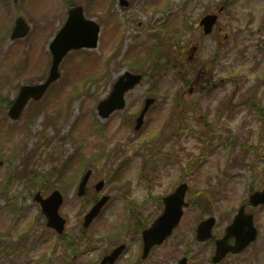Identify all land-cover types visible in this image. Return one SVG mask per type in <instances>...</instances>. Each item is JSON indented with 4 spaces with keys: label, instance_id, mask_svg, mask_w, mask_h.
Wrapping results in <instances>:
<instances>
[{
    "label": "rangeland",
    "instance_id": "obj_1",
    "mask_svg": "<svg viewBox=\"0 0 264 264\" xmlns=\"http://www.w3.org/2000/svg\"><path fill=\"white\" fill-rule=\"evenodd\" d=\"M83 1L87 3V0ZM95 1L98 3H95L97 10L92 8V13L101 25V34L99 47L93 49V53L99 51L101 56L89 62L83 55L88 54L89 50L70 52L60 63L61 76L48 95L38 103H30L20 119L12 121L6 116L4 104L7 98L9 100L16 95L22 83L40 81L46 76L50 55L45 50L44 42L39 40V35L50 29L55 31L62 24L66 17V4L64 0H38L39 6L36 7L34 0H0V190L5 184V174L16 172L9 188L0 195V264H93L119 240L130 245L127 256L121 258L119 264L131 261L138 245L137 223L148 222L159 211V199L150 197L170 192L176 183L186 179L185 176L191 186L188 198L195 201L198 197H205L203 205L210 204L219 209V213L227 212L228 207H235L247 195L249 176L246 161L231 166L235 158L239 161L241 159L238 158L245 155L244 149L239 150L233 145L235 142H230L233 141L230 137L235 134H227L224 130L222 132L225 134L220 133L219 126L212 127V131L208 127L204 130L201 122L205 117L211 125L222 120V128L241 124L239 113L243 108L238 109L236 118L231 115V118L224 120V112L216 113L214 121L210 114L211 103L224 104L229 98L243 101L254 95L260 105L264 104V56L258 52L251 58L244 56L248 55L246 52L241 53L248 44H257L251 51H258V44L264 38V17H258V13L264 10V0H170L176 4L174 9L177 14L173 19H170L171 12L168 14L166 10H148V4L156 6L159 0H127L123 6L120 5L121 0ZM45 2L46 5L50 3L47 10ZM223 3L225 10L220 14L219 25L223 22V26L228 25L230 31L224 27L219 31L217 26L210 35H204L198 19L210 10L216 12ZM164 4L165 0H162L161 5ZM106 6L110 13L103 12ZM50 11H54L52 16L48 14ZM16 14L31 24L32 32L27 39H9ZM236 14H241V19L236 21ZM246 19L258 30L250 32L246 29L237 36V29L243 30V25L248 27ZM172 20L178 33L169 28L164 36L150 41L147 32L151 26L157 28L161 23V28H165ZM113 23L119 27L114 28L112 34L111 29H107ZM128 24L132 29L127 27L130 36L126 38L123 27ZM136 31L146 33L145 39L140 38V50L133 36ZM225 31L229 33L227 37H224ZM238 37H244V40L239 41ZM146 42L152 44L154 53H147L148 47L143 44ZM194 46L197 49L192 54ZM142 52L144 55L147 53L150 59L143 65ZM110 54L108 60L102 59V56ZM139 54L141 59H137ZM214 56L220 59L216 61L217 66L212 65V75H206L209 65L216 59ZM128 62H137L135 69L144 72L145 79L127 94L125 109L101 119L97 114V103L110 90L114 78L127 67L125 64ZM201 67L204 74L198 82L196 73ZM234 74L243 78L241 90L235 96V83L239 82L228 81V77ZM212 80L216 82L212 83ZM256 84H259L257 88ZM147 92L155 96L158 94V102L151 107L140 132L132 134L131 127L125 121L139 109ZM180 98L183 104L190 103L197 108L194 112L190 108L183 113L184 127L196 132L191 136L185 132L182 147L187 157L184 162H190L191 154L204 155L203 161L197 164L193 172L183 170L185 164L181 167L164 161L166 166L159 167L154 190L148 192L144 183L136 179L142 165L134 153L141 155V152H134L133 149L139 140L153 136L160 122L169 126L170 120L166 119L180 112ZM41 105H53V109ZM35 107L39 113L31 118ZM50 111L55 113L54 118L46 120ZM246 113L248 119L255 118L253 112ZM59 121L62 122L57 126L56 122ZM41 130L45 133H41ZM198 136L204 139V143ZM233 146L234 149L231 148ZM52 148L55 151H50ZM12 149L17 151L13 161L8 159ZM124 149L127 154H123ZM165 149H169L168 143L164 145ZM96 150L99 152L94 154ZM77 152L90 160L85 167L93 170V182L105 178V191L111 193L102 213L85 232L89 236L88 242H79L78 238L82 234V217L94 192L90 189L84 198H79L75 193L78 179L73 177L68 182L60 180L65 170L68 173L75 170L72 175L76 176L79 167L84 164L83 157ZM175 154L178 156V153ZM71 155L74 159L66 162L67 156ZM96 155L101 156L96 158ZM46 164L53 167L47 169ZM118 166H124L121 178L125 177L126 183L123 185L112 180ZM27 174L37 176L29 182ZM147 177L149 182H153L152 173ZM51 187L60 189L64 194L61 214L67 219V233L73 234L78 243L75 254L69 251L63 237L44 228L42 216H38L39 207L32 200L36 189L46 191ZM10 196L15 199L7 202ZM11 203H14L13 207H10ZM194 208L191 205L186 209L183 223L189 221L188 217L196 216ZM258 220L260 232L257 242L241 256L228 258L230 264H264V223L259 215L256 216V223ZM182 224L162 246L152 251L145 264H161L160 257L165 264H176V260L183 255L184 246L179 245L184 240L192 251L189 264H209L210 241L196 244L191 239V226L186 228ZM223 225L224 218L218 216L215 236L221 233Z\"/></svg>",
    "mask_w": 264,
    "mask_h": 264
},
{
    "label": "water",
    "instance_id": "obj_2",
    "mask_svg": "<svg viewBox=\"0 0 264 264\" xmlns=\"http://www.w3.org/2000/svg\"><path fill=\"white\" fill-rule=\"evenodd\" d=\"M70 12L76 14V20L73 23L68 22V24L64 25L63 29L60 31V33L57 35L56 39L51 44V47H52L53 53H54V59L52 62V67H51L50 74H49L48 78L43 83H39L36 85H25V86H22L20 88L19 96L17 97L14 106L11 108V110L12 109L15 110V115H14L15 117L18 116L22 106L25 104L27 98L30 95H33L35 98L40 96V94L45 90V88L49 84V82L58 76L57 64H58L60 58L65 53V51L69 47H78V46L83 45L82 41H78L77 38H75L74 34H67V32L68 31L71 32L73 30H77V29L81 28L82 23L83 22L87 23L88 21H84V19L82 17L81 7H79V6L74 7L70 10ZM201 20H202L201 22L204 24V31L208 32L211 28V25L215 21V16L209 15V16L202 18ZM18 21L19 22H17V26H16L15 30H18L19 33H14V35H23L26 31V25H24L22 23L20 18L18 19ZM89 30L93 31V38H94V42L90 43L89 45L94 46L96 44V34H97L98 27L96 26L95 28L89 29ZM61 33H62L63 41L66 40V42L69 43L68 46L66 45V42H63L65 44H56V41L60 38ZM129 81H130V85H131L132 83L137 81V78L135 76L131 75L129 77ZM143 112L141 113V115L137 119L138 123H137L136 127H138L140 125ZM179 197H182V194L179 195ZM101 202L102 201L98 202L92 208V210L90 211V213L86 217V221H85L86 223L85 224H87V222L89 220H91V218L95 214H97V212L99 211ZM42 203L44 204V210L46 211V213L50 219L56 218V217H57V219H59L57 216V213H56L57 208H58L57 206L60 203L59 197L57 198L56 196H51L47 201H44ZM180 203H181V201H180ZM166 208L167 209H166L165 213L163 214V216L161 218H159V220L156 221L152 225L151 228L147 229V231L144 232V238L146 240V247H149L152 243L161 241L163 239L164 235L167 234L168 232H170L171 231L170 229L174 226V224L177 223L178 217L180 215V208H181L180 205H178V206L175 205V206L171 207V206H169V204H167ZM58 223H59V221H58ZM235 226L236 225L232 226L231 230L238 236L239 234L234 231ZM252 236H253V234L245 237L244 239L241 238V240L238 243V246L235 249L240 250L241 247H243L245 244H247V242L249 240H251L253 238ZM206 237H208V234L206 235V234L202 233L199 236L200 239H204ZM121 248H122V245L117 247L113 251L111 256L115 257L118 254V252L121 250ZM217 250L218 251H217L216 256H218V257L214 258V260H217L225 252L226 249L224 247V241H222L219 244V247Z\"/></svg>",
    "mask_w": 264,
    "mask_h": 264
},
{
    "label": "flooded vegetation",
    "instance_id": "obj_3",
    "mask_svg": "<svg viewBox=\"0 0 264 264\" xmlns=\"http://www.w3.org/2000/svg\"><path fill=\"white\" fill-rule=\"evenodd\" d=\"M247 139H249V140H252L253 141V143L255 142V140H256V136H254V135H252V133L247 137ZM261 160V159H260ZM261 164L262 165H260V167H258L257 165H255V168L257 169V167H258V171H259V174H261L262 176H264V161L263 162H261ZM261 176V177H262ZM260 178H258L257 180H259ZM254 187H255V184H252L251 185V187H250V190H254ZM207 215H211L210 213H207ZM206 215V216H207ZM214 216H218L217 215V213H215V214H213ZM205 216V217H206ZM212 243H214V240H212ZM190 256V254L188 253L187 255H186V257H189ZM224 264H230L227 260H224Z\"/></svg>",
    "mask_w": 264,
    "mask_h": 264
},
{
    "label": "bare ground",
    "instance_id": "obj_4",
    "mask_svg": "<svg viewBox=\"0 0 264 264\" xmlns=\"http://www.w3.org/2000/svg\"><path fill=\"white\" fill-rule=\"evenodd\" d=\"M174 8H175V7H174ZM174 8H173L170 12H171V14H172L173 16H176L177 12H176V10H175Z\"/></svg>",
    "mask_w": 264,
    "mask_h": 264
}]
</instances>
